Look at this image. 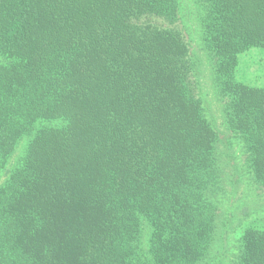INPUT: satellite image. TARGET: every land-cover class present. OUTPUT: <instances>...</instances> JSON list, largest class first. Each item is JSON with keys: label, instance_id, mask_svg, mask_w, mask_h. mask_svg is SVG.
Returning <instances> with one entry per match:
<instances>
[{"label": "trees", "instance_id": "16d2710c", "mask_svg": "<svg viewBox=\"0 0 264 264\" xmlns=\"http://www.w3.org/2000/svg\"><path fill=\"white\" fill-rule=\"evenodd\" d=\"M227 130L264 189V0H193ZM181 0H0V264H264L219 220L220 132ZM231 138V139H232Z\"/></svg>", "mask_w": 264, "mask_h": 264}, {"label": "rangeland", "instance_id": "374dc122", "mask_svg": "<svg viewBox=\"0 0 264 264\" xmlns=\"http://www.w3.org/2000/svg\"><path fill=\"white\" fill-rule=\"evenodd\" d=\"M182 19L179 27L192 44L194 58L198 62L197 78L200 97L204 100L208 119L220 132L218 149L222 167V188L219 192V220L228 230L229 238L235 240L243 228H264V189L250 176L245 164L241 143L227 130L223 103L218 97L212 63L202 46L197 19L198 7L193 0H181ZM238 78L248 84L264 86V48L251 49L240 55ZM232 138V139H231Z\"/></svg>", "mask_w": 264, "mask_h": 264}]
</instances>
